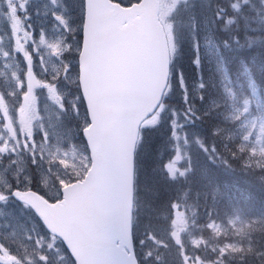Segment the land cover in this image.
I'll use <instances>...</instances> for the list:
<instances>
[{"label": "snow or ice", "instance_id": "snow-or-ice-1", "mask_svg": "<svg viewBox=\"0 0 264 264\" xmlns=\"http://www.w3.org/2000/svg\"><path fill=\"white\" fill-rule=\"evenodd\" d=\"M6 3L0 264H52L61 169L87 159L68 121H81L91 141L79 103L97 4ZM143 10L168 59L188 68L172 73L183 109L172 113L162 165L167 195L156 189L142 212H124L116 264H264V0H146Z\"/></svg>", "mask_w": 264, "mask_h": 264}, {"label": "water", "instance_id": "water-1", "mask_svg": "<svg viewBox=\"0 0 264 264\" xmlns=\"http://www.w3.org/2000/svg\"><path fill=\"white\" fill-rule=\"evenodd\" d=\"M146 0L131 7L96 0L84 89L92 126V167L83 181L63 188L54 227L77 264H116V227L133 215L135 150L140 125L160 105L170 59Z\"/></svg>", "mask_w": 264, "mask_h": 264}, {"label": "trees", "instance_id": "trees-1", "mask_svg": "<svg viewBox=\"0 0 264 264\" xmlns=\"http://www.w3.org/2000/svg\"><path fill=\"white\" fill-rule=\"evenodd\" d=\"M181 65L187 70L188 65L184 60H177L176 66ZM177 68V67H176ZM174 87L175 77L172 78ZM174 89L166 95L164 107L161 111V118L155 123H148L142 129V136L137 150L136 167V211L135 216L146 207L148 199L154 190L159 189L162 195H167V182L162 176V165L169 152L170 142V102L172 97L176 98L178 93ZM174 103V101L172 100ZM175 107L180 110V105L175 102ZM229 182L233 181L229 179Z\"/></svg>", "mask_w": 264, "mask_h": 264}, {"label": "rangeland", "instance_id": "rangeland-1", "mask_svg": "<svg viewBox=\"0 0 264 264\" xmlns=\"http://www.w3.org/2000/svg\"><path fill=\"white\" fill-rule=\"evenodd\" d=\"M13 2L15 3L16 0H13ZM190 2H191V0H190ZM8 11H9V9H8L6 0H0V22H2L5 19V16L8 13ZM176 60H179V59L176 58ZM178 66L181 67L180 64H178ZM0 83H2V80H0ZM178 90H180V88L177 85V87L175 88L176 94L178 93ZM73 91H75V90H73ZM172 100L174 101V103L172 102ZM172 100L170 102V109L169 110L172 113L174 110L176 112H180L183 109L181 92L178 93L176 98L172 97ZM175 102L180 105V107H179L180 110H178V108L175 107ZM79 108H80L81 114L83 115L84 111H83V108H82L80 103H79ZM170 116H171L170 117V133H171V121L175 117H173L172 114H170ZM153 120H155V119H153ZM67 126L73 130V143L77 146L79 153H82L83 157H87V159L85 160V159L81 158V159H77L75 162H73L71 159H69L67 165L61 169L60 175H61V178L64 180V184L59 185L60 189H61V187L65 186L66 184L72 182L74 179L82 177L86 173V171L88 170V168L90 167V164H91L89 152L81 140V135H80L81 132L79 130L81 127V121H79V120L68 121ZM169 136H170V134H169ZM170 142H171V140H170ZM168 148H169V152L167 153L166 159L171 154L170 143H169ZM73 164H75V166H73ZM51 192L53 195H55L56 188H52ZM5 211H7V210H5ZM17 214H19V213H17ZM3 222L4 221L2 219H0V224H2ZM56 249H59V251H57ZM52 264H73V261L70 258L69 254L65 252L64 248L60 245L59 242L56 241V239H55V246H54V249L52 252Z\"/></svg>", "mask_w": 264, "mask_h": 264}]
</instances>
